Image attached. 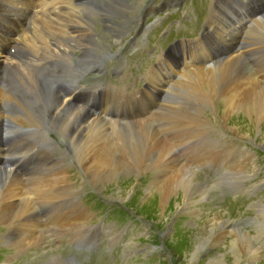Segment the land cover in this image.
I'll return each instance as SVG.
<instances>
[{
    "label": "rangeland",
    "instance_id": "rangeland-1",
    "mask_svg": "<svg viewBox=\"0 0 264 264\" xmlns=\"http://www.w3.org/2000/svg\"><path fill=\"white\" fill-rule=\"evenodd\" d=\"M38 1L39 0H28V2L24 0H6L5 3L0 2V22L6 17L14 16L17 13L18 15L19 13L21 14L18 8H20L23 13L28 12L23 16L17 15L19 19H15L18 21L12 28L15 31L13 36L18 37L21 31L27 26L28 14L34 12L33 7ZM104 1L106 0H92L90 3L83 4L90 5L91 2H94V5L91 4L94 6L91 11L94 9L92 13L97 12L98 15L95 16L96 20L92 18L93 20L91 23L88 17L84 20L87 26L94 27L92 29L93 33L90 32L92 36L89 38L78 37L79 39L73 40L64 33L62 34L59 32V30L53 29H49V31L44 34L42 33L44 32L43 28L40 27L37 29L39 33L34 34L33 38H41L44 34L43 36H48L47 38L53 42L52 44H54V46L57 45L60 46V49H64L66 53L63 52L60 59H57V61L65 60L58 65L60 67L58 72L61 69L69 70V74L64 77L50 74L47 72L50 69H45V67L54 65V63L57 62L56 60L52 62H39L33 50H30L23 42L19 43L22 49L20 50V67L24 66L30 71L35 70V75L34 78L29 79L26 75L23 76L18 74L19 76L17 75V78L19 80H21V78L24 79L26 91L28 94H32L35 97L37 104L40 103L41 105L37 97H39V85L41 83L40 79L42 78L53 83L54 87L61 84V88L60 85L55 88L61 97L65 92H71L73 88H75L77 80L80 79L83 80V82L79 89H85L92 85L96 87L97 82L94 81L95 76L89 75L86 79L87 75H83L79 70V67L88 64V62V69H103V66L98 67V64L101 57L105 56L103 54L104 51L99 54L98 46H94L96 43H100L103 47L105 46L103 50L105 49L106 53L109 54L104 62V69L106 70L105 78H108L107 82L111 87L103 86L102 88L96 89L98 92L94 96V100L98 103L95 104V111L92 107L93 103H91L90 106H86L76 99L73 105H79V107L82 106L86 111H91L89 113L90 115L96 114L95 116H98L100 113L99 117H101L102 120H113L114 118L117 121L121 120L123 123L118 122V124L126 125L127 127L132 126L130 129L133 131L138 127L135 126V124L142 122L141 117H134L144 114L143 104L145 107L151 106L156 100H164L167 99V97L168 102V100H171L173 97L171 94L173 89L177 92L175 104L177 107L180 103L184 105L183 100H187L189 103L191 101L195 103L194 96L197 93L192 92L189 93V95L186 94L187 96L184 95L185 98H182V100L181 94L178 96V92L182 90V88L174 86L175 83H181L179 81L180 73L186 72L184 68L188 65L187 62L189 59L184 58L187 56L194 57L195 63L199 62L205 56H209L210 58L201 66L211 63L216 59V62L213 63L215 64L213 66L214 68H211L227 71L230 77V79H228V84L232 87L235 86L234 82L237 83L239 81H245L244 86H246V84L247 86H251L250 84H252V81L256 80L258 85L264 89V30L260 25L259 29L256 28L258 34L256 33L254 36L243 38L246 30L245 27L249 24L252 25V20H249L252 15L248 16L250 14V9H253L255 6H263V0H242L243 2L241 1L239 4L243 7L247 6L245 10L243 7L235 8V0H175L172 3H170L169 0H145L143 3H139V0H129L128 9L121 8L119 5H114L118 8L116 9V7L114 8L113 6L111 12L114 13L110 16H107L104 9L103 13L98 11V3L102 4ZM229 3H231V5ZM4 4L7 5V7H2ZM14 5L18 6V8L15 6L14 9ZM74 5L75 12L73 13V17L75 19L73 18L71 20L68 16L63 17L66 20L75 22V24H82L80 20L83 18L84 14H80L78 9V5L82 4L79 2L77 4L76 0ZM118 11L122 14L118 13ZM260 11H264V7H262ZM89 16L91 17V15ZM104 18L107 20L106 23H102ZM221 18H223L224 21L221 20ZM56 19L55 17L52 18V20ZM262 21L264 23V19ZM19 23H21V25H19ZM104 26H107L112 31H116V36H112L110 32H107ZM73 27L76 29H83L78 26ZM31 28L33 29L32 26ZM86 30L89 29L86 28ZM68 31L72 34L75 33V30ZM230 33H232V36ZM53 38H55L56 41H53ZM189 38H192L193 41L200 39L198 42H204V49L196 51V47H193L195 44L189 41ZM179 39L180 41L178 43L173 44ZM13 41H15V38ZM37 41L38 39H35L32 42L36 43ZM57 41H61L62 44L57 43ZM0 42H10V39L3 40L0 37ZM109 44L112 46H109ZM250 45L254 46L249 48L246 47ZM8 46H11V44H6L5 51L3 55L0 56V62H2L6 56H9L7 50L9 49ZM67 46H69V48L65 49L64 47ZM249 49L254 50L253 54L249 52ZM39 54H42L46 59L52 58V54L48 53L46 50H43V52L39 51ZM229 54L233 57L243 54V61L231 65L226 61H222L225 56ZM213 56H215V58H213ZM160 58L168 62L165 66H162V69H168L169 65H172V67L176 66V68H181L183 65L184 71L179 72L176 68H172L174 71L163 77L160 88L158 89L156 88L157 82H150L148 75L153 68H160L159 66L157 67V64L161 60ZM74 65H76V67H74ZM190 65L192 68L201 67L194 65V63H190ZM234 65L237 66L235 67ZM9 69H12V67H9ZM8 71L10 72V70L5 72V77L7 79L4 85L9 83L10 89H6L4 86H2V89L8 97H11V94H13L19 86H17L15 79L12 77L13 75L11 76ZM161 72L162 71L159 73L163 74ZM191 72H193L191 69L187 71L190 82L191 79L196 77L192 76ZM246 75L248 78H246ZM146 93H148L149 96L146 95ZM71 97L73 96L69 98ZM64 98H67V96ZM70 101H72V98ZM14 102L16 103L17 101ZM167 102L165 100V102L163 101L161 104L166 105ZM9 105L13 106V103L9 102ZM223 105V100H220V106L217 104L219 110L213 112L209 109H205L204 120L206 119L213 122L212 124L209 122L210 125L206 124L205 121L204 124L199 123L202 126L204 125L203 127L201 126V128H199L200 125L196 127L193 124H189L188 122L192 121L191 119L188 122L181 118L175 119L176 116L181 115V112L170 116L167 120L168 123L163 124L159 129L157 124L154 126V130H156V133L162 140H165L167 143L169 142L168 144L171 146L174 155L179 159L180 163L195 167L194 170L200 180L204 182L207 181L214 186L215 192L208 193L210 199L207 202L197 200L195 203L189 202L187 206H185L183 202L182 209H178L177 204L180 205L177 198L178 192L167 197L161 192L165 191L160 188L161 184H156V180L152 176L153 173H151V171L142 173L143 175L141 178L132 176L133 180L129 179L128 181H124L123 186L125 190H123L122 194L117 193V191H121L122 189L120 187V180H116V183L111 185L104 181L100 189L97 190L99 192H96L95 187L90 184L89 179L86 180L83 171L79 166H76L77 163L70 156L69 159L64 158L66 163L64 167L69 168L70 183L78 187L81 192L76 200L84 207L83 209L85 211H82L84 214H80L83 216V219H81L83 223H85L84 227L88 229H82V231L85 232L81 237L74 236L76 232L68 230V233L63 235V239L58 241L59 245H57V239L54 237L48 239V242L44 246L37 249L31 247L30 250L27 251L28 253L26 252L22 255H19L12 247L0 246V264H60V262H63V258L74 259L78 262H83V264H236V258H234L230 252H225L230 249V247H224L233 240L230 237L217 238L214 240V244L210 245L208 248H203L202 252L197 254L198 246L202 243H199V245L197 244L202 235V232H197V227L202 223L200 228H204L205 231H208L212 226L217 227L218 224L222 223L221 218L216 217L215 219L212 217L214 215L213 213L216 211H223L226 215L223 214L225 222H232V224L236 226L240 225L242 226L241 228H243L244 231H248L249 234H254L253 228H258L257 225L252 228L250 224L251 220L258 217V211H264L263 136L260 134V130L255 132L249 128L251 119H245L247 123L246 126L245 121H236L234 119L235 115H233L231 119L233 122L228 121L226 125L231 126V124H233L234 126H232V128L234 129L242 127V130H244L246 128L245 131L240 129L241 131L239 133L246 135L245 137L247 138L236 137L233 133H230L225 129V124L221 122V117L219 116L222 110L223 112L227 111V107ZM192 106L187 105L185 110H182L187 117L191 115V112L194 117V113L202 108L203 105L193 104ZM30 107L35 108L36 106L22 105L21 108H15V113L21 118H26ZM105 109L109 110L110 113L112 111L115 117L109 116V119H107L106 117L108 114L104 112ZM162 115L165 116L166 113L164 112ZM46 120L44 126L38 127L39 131H36V129L32 128V124L27 118L24 122L20 123L22 125L20 131H33L34 134L25 139L32 147L36 145V142L40 140L39 136H41L43 138V144L40 146L43 147L45 153L47 152L48 155H52V159L56 165L59 164L63 166L64 161H61V159H63L61 157L62 150H60L62 148H57L58 145L55 143L57 138L50 133L52 129L49 128L50 120ZM9 123H12V121H9ZM257 127L260 126L257 124ZM123 135L122 133L119 134L117 139L121 141L124 140L125 142V136ZM196 137H198V139ZM248 139H253L254 142H252V140L248 141ZM135 142L137 141H132V143ZM1 146L0 150H2L1 152L3 154L0 156L3 158L0 157V159H2L0 167L19 174L23 177V184H29V177L27 179L25 175V168L27 166H36L38 161L36 162L35 159L42 156L43 149L41 150L39 147L36 148L34 152L27 154L25 161L22 162L16 155L21 151L18 145L15 146L10 142H4ZM246 154L253 157L252 164L245 163V168L248 169L247 174L249 173L251 176L244 182L245 189L236 192L233 190L231 191V186L237 183L234 174L239 169H243L242 165L244 158L242 157ZM199 157L202 158L199 160ZM7 158L9 160L6 162L5 160ZM30 158L32 160H30ZM72 164L74 167L71 166ZM46 165L48 164L44 166ZM40 166L41 162L35 167L32 174H34ZM234 167L235 169L232 171L231 169ZM149 174H151V178ZM46 176L48 180L49 174H46ZM31 178H34V176L32 175ZM39 184L43 189L46 188L45 184L40 182ZM30 194L29 196L32 202L34 204L37 203L33 194ZM150 199L151 201L148 204L147 200ZM51 203L50 201L49 204L51 205ZM36 208L38 212L37 215L44 220L42 223L43 227L46 225L45 221L54 220V216L49 215L52 210L48 209L46 205L44 207L40 203H37ZM125 209L129 212L125 213ZM130 213H134L132 214L133 217H131ZM248 218L250 220H247ZM261 218L262 221H264V215ZM200 220H202L201 223ZM76 222L77 221H75V223ZM95 227L97 228L94 229ZM8 231L9 229L7 227L0 228V234H3L2 236H7ZM219 232L220 230L217 231V234ZM208 237L209 235L206 236L207 244L209 243ZM251 239L252 243L259 251V254L254 256L256 258H253L254 262L252 263L264 264V238H254L251 236ZM84 241L89 244L93 242H99V244L96 249L87 251L77 250L75 244ZM240 244L241 243H239V245ZM217 253L224 254V259L221 260V257L216 259ZM238 253L237 251V254ZM44 254L46 256H44ZM240 260V264H250L252 261L246 259L245 256L242 255Z\"/></svg>",
    "mask_w": 264,
    "mask_h": 264
},
{
    "label": "bare ground",
    "instance_id": "bare-ground-1",
    "mask_svg": "<svg viewBox=\"0 0 264 264\" xmlns=\"http://www.w3.org/2000/svg\"><path fill=\"white\" fill-rule=\"evenodd\" d=\"M24 1L28 2V0H24ZM143 1L145 0H139V3L140 2L143 3ZM169 1L170 3H172L175 0H169ZM235 1H236V4H234L235 8L243 7L240 6L239 4L242 0H235ZM37 3H38L37 10L34 11L33 13L28 14L27 26L21 31L18 37L12 36L11 38L12 39L15 38V41L17 40L18 43L20 42L25 43L30 50L34 51L36 58L39 62H44V61L52 62L53 60L57 61V59H60L61 54L63 52L66 53L64 49H60V46L57 45L54 46V44H52L53 42L47 38L48 36L47 37L43 36L45 33L49 31V29L59 30V32H61L62 34L64 33L66 36H68L73 40L79 39L78 37L89 38L90 36H92L91 33H93L92 29L94 27L87 26L84 23V20H86L88 17L89 22L91 23L92 20L96 18L95 16H98L97 12L92 13L94 9L91 11V9L94 8L93 6L95 4L94 2H91V4L94 3L93 5L91 4L83 5L84 3H82V5H78L80 14L81 13L84 14L83 18L80 20V23L82 24H77V23L75 24V22L66 20L63 17V16H68L71 18V20L74 18L73 13L75 12L74 4L76 3V0H39ZM37 3L36 5H34L33 8L37 6ZM128 3L129 0H106L102 4L98 3L99 5L98 11L103 13V9H104L107 16H110L112 13H114L111 12L114 5H119L121 8L128 9ZM229 4L231 5V3ZM5 6L7 7V5L5 4L2 5V7ZM115 7L116 9L118 8L117 6H114V8ZM246 8L247 6L243 7L244 10ZM260 9L258 8V10L254 14L248 15V16L252 15L249 18V20H252V25L250 24L248 25L246 23L248 26L245 27L246 30L244 32L243 38L254 36L257 33L256 28L259 29L260 25L264 30V23L262 21L264 19V11H260ZM27 13L28 12H24V13L21 12V14L19 13L18 16H23L24 14ZM118 13L120 12L118 11ZM89 15H91V17ZM12 17L13 16H9L10 19H12ZM54 17L57 19L52 20V18ZM221 20H223V18H221ZM106 22L107 20L104 18L102 20V23H106ZM31 26L33 27V29L31 28ZM73 26L82 27L83 29H76ZM9 27L10 29H12L14 27V24L10 22ZM38 27L43 28L44 32H42V30L41 32L44 34L41 36V38H33L34 34L39 33V31L37 30ZM104 27L107 32H110L112 34V36H116L117 34L116 31L110 30L107 26ZM86 28L89 30H86ZM68 30L71 31L75 30V33L72 34ZM231 34L232 33H230V35ZM35 39H38V41L36 43L32 42ZM53 41H56V39L53 38ZM57 43L62 44L61 41H57ZM94 46H98L99 54H101L104 51L103 54L105 56L101 57L98 64V67H102L104 66V62L106 61L107 56L109 54L106 53L105 49L103 50L105 46L103 47L102 45H100V43H96L94 44ZM109 46L112 45L109 44ZM204 46L205 44L202 41L195 43V47L197 49L196 51L204 49ZM253 46L254 45H250L246 47L249 48ZM5 47L6 44L0 42V56L3 55L5 51ZM64 48L65 49L69 48V46ZM20 50L22 49L19 44L17 48L18 54L16 56H13L12 58H10V56L8 57L6 56L5 59L2 62H0V146L3 141L10 142L15 146L18 145L21 151L16 155L17 157H19V159H21L22 162H24L27 154L29 153L31 154V152H34V150L38 147L41 148V150L43 149V147L40 146L41 144H43V138L39 136L40 140L36 142V145L34 147H32L31 144L25 139H27V137L34 134L33 131L28 130L26 132H21L20 129L22 128V125L20 123L24 122L28 118L32 124L31 125L32 128L36 129V131H39L38 127H43L45 120L49 119L50 120L49 128H52L50 130V133L57 138V141L55 142L58 145L57 148L59 147L62 148L60 149L62 150L61 157L63 158L61 159V161H64V163L63 166L59 164L56 165L54 160L52 159V155L50 154L48 155L47 152L45 153V150L43 149L42 156L37 157L35 159L36 162L38 161L36 163V166H32V167L27 166L25 168L26 170L25 175L27 179L29 177V184L27 185L23 184L24 182L22 180L23 178L22 176L14 173L12 170L10 171L8 169H3L0 167V228L7 227L9 229L7 236H2L3 234L2 235L0 234V246L12 247L14 250L18 252L19 255L25 254L28 250H30L31 247L37 249L44 246L48 242V239L55 237L58 242L59 240L63 239V235L68 233V230L75 231L76 233L74 236L81 237L82 235H84L85 232L82 231V229L83 230L88 229L84 227L85 223H83L82 220L83 216L81 215L84 214L82 212L85 211L83 209L84 207L76 200L81 192L79 191L78 187L70 183L71 178L68 172L69 168L64 167V165L66 164L64 158L69 159V157L71 156V158L74 159V161L77 163L76 166H79V168L83 171L86 180L89 179L90 184L95 187L96 192H99L97 190L100 189L101 184L104 183V181L110 183L111 185L113 183H116V180H120L121 181L120 187L122 189L121 191H117V193L122 194L123 190H125V187L123 186L124 181H128L129 179L133 180L132 176L135 178H141V176L143 175L142 173L151 171V173H153L152 176L156 180V184L158 183L161 184L160 188L166 191V192L165 191H161V192H163L167 197H170L175 192H178L177 198L180 202V205L177 204V207L178 209H182L183 202L185 206H187L189 202L195 203L197 202V200H200L201 202L202 201L207 202L210 199L209 194L213 191L215 192V188L209 182L206 181L207 182L206 183L200 180V178L197 176L196 171L194 170L195 167L186 164L183 165L182 163H180L179 159L174 155L171 146L168 144L169 142L167 143L165 140L163 141L162 138L156 133V130H154V126L156 124L159 129L163 124L168 123L167 120L169 119L170 116L181 112V115L176 116L175 119L181 118L187 122L191 119L192 121L188 123L193 124L196 127L200 125L199 128H201L202 126L199 123L204 124L206 122V124L210 125L212 124L213 121H209L206 119L204 120L205 109H209L215 112L219 110L218 107L220 106V100L221 101L223 100V104H224L223 106L227 107L226 109L227 111L223 112V110L221 109L222 111L219 116L221 117V122H224L225 124V129H227L230 133H233L236 137L239 136L240 138L245 139L247 138L245 137L246 135L244 134L242 135L239 133L242 130V127L234 129L232 128V126H234L233 124H231V126H228L226 125V123L228 121H231L233 115H235L234 119L238 122L245 121L246 123L245 119L247 120L251 119L249 128L251 130H254L255 132H257V130L258 131L260 130V134L263 136V140H264V89L260 85H258V82L256 80L252 81V84H250L251 86H247V84L246 86H244L245 81H239L237 83L234 82L235 86L234 87L230 86L228 84L229 83L228 79H230V77L228 76V72L221 71V69H213L214 68L213 66L215 65L213 63L216 62L215 61L216 59L213 60V62L211 63L201 66L206 62L207 59L210 58L209 56H205L199 62L196 63H195V58L192 56H187L186 58H184V59H189L187 62L188 65L184 68L186 72L180 73L179 81L181 83L174 84L175 87L182 88V90L178 92V96L179 94H181V99L185 98L184 95L186 94L189 95V93L192 92L197 93L194 96L195 103L193 101L189 103V101L187 100L184 101L182 99L184 102V105L182 104L183 107L181 103L177 107L175 105L177 92L175 91V89L171 91L172 89L171 88L170 91L174 98L172 97V99L168 100V102H167L168 99L167 97V99L164 100L161 99L156 100L155 103L151 106L145 107V105L143 104L144 114L142 112L143 115L139 114L140 116L134 117V118L141 117L142 122L136 123L135 126L138 127L135 131H133L130 129V127L132 126L127 127L126 125L118 124V122L123 123V121L121 120L117 121L115 118L113 120H102L101 117H99L100 113L98 116H95L96 114L90 115L89 113L91 111L88 112L85 109H83L82 106L79 107V105L78 106L73 105V102L76 99H78L79 102L84 103L86 106L91 104L89 102V97L87 96L86 90L84 91L85 95L84 93L82 94L78 93L80 90H82L79 89V87L82 86V82H83V80L81 79L77 80V82L75 83V88H73L71 92L68 93L65 92V94L62 95V97L55 90L53 83L45 80L44 78L40 79L41 80V83L39 85L40 91L37 100L41 102V105L40 103L37 104L35 97L32 94H28V92L26 91L24 79L21 78L22 80L21 81L17 78L18 74L23 76L26 75L29 79L34 78L35 75V70L30 71L24 66L20 67V56H21V54H19L21 52ZM43 50H46L48 53L52 54V58L46 59L42 54H39V51L43 52ZM249 50H250L249 52L253 54L254 50L253 49H249ZM242 56L243 54L233 57L231 54H229L225 56V58L222 61H226L228 62L229 65H231L234 63L242 62L243 61ZM213 58H215V56H213ZM64 61L65 60L57 61L54 63V65L45 67V69L49 68L50 70L47 72L50 74L58 75L59 77H64L67 74H69V70L61 69L58 72V70L60 69L58 65L61 64L60 62H64ZM162 63L166 65V63L168 62H166L165 60ZM190 63H194V65L201 67L192 68ZM38 64L42 65L41 63ZM88 64H85L83 66L80 65L81 67H79L80 72H82V74L85 76L90 74L91 71L93 70V68L88 69ZM9 67H12L13 70L9 69ZM74 67H76V65H74ZM172 68H173L172 65H169L168 69L165 68V70L162 69V67L158 69L153 68L150 71V73L148 72L149 73L148 77L150 79V82H157L156 88L159 89L163 77L167 74H171L170 72L174 71V69L172 70ZM176 69L179 72L184 71L183 65L181 68H176ZM189 69L193 71L191 72L192 76H196L193 79H191L192 83L189 81V76H187V71ZM7 70H10V72L8 71L9 74L11 76L13 75L12 77L15 79L17 86H19L17 90L14 91L13 94H11V97H8V95L4 93L2 89V86H4V83L6 82L5 72ZM160 71H162L161 73L163 74H160L159 73ZM244 71L246 72L245 69ZM246 78H248V76ZM148 93H146V95H148ZM65 96H67V98H64ZM68 96L69 97L73 96L71 97L72 101H70L71 98H69ZM165 100L167 104L166 105L161 104V102L163 101L165 102ZM14 101L17 102L15 103ZM9 102H12L13 106H10ZM193 104H201L203 106L202 108L198 109L197 112L194 113L195 114L194 117L192 116L191 111H190L191 115L187 117L186 115H184L182 110H185V107L187 105L192 106ZM217 104H219V106H217ZM22 105L23 106L34 105L36 107L35 108L30 107L29 112L27 113L28 116H26V118H21L19 115L15 113V108H21ZM104 112L108 114L106 117L107 119H109V116L115 117V115L110 114V111L107 109H105ZM164 112L166 113L165 116L162 115V113ZM9 121L10 122L12 121V123H9ZM209 122L211 123L209 124ZM257 124L260 127H257ZM245 129L242 131H245ZM121 133L122 135L125 134L123 135L125 136L124 137L125 142L124 140L121 141L117 139L118 135ZM5 137L7 139H4ZM196 138L198 139V137ZM251 140L252 142H254L253 139H248V141ZM132 141H137V142L132 143ZM1 151L2 150H0V155L3 154ZM200 158L202 157H199V160ZM242 158H244V162L242 165L243 169H239V170L237 169L238 171L234 174V178L235 180H237V183H234L231 186V191L233 190L236 192L245 189L244 182H246L247 179L250 178L251 176L249 175V173L247 174L248 169L245 168L246 166L245 163L252 164L253 157H251L249 154H246ZM30 160L32 159L30 158ZM40 162H41V166L37 168V171L34 174H32L35 167H37V165ZM45 164L48 165L44 166ZM71 166H73V164ZM234 169L235 167L232 168L231 170L233 171ZM46 174H49L48 180ZM32 175L34 176V178H31ZM149 177L151 178V174H149ZM39 182L45 184L46 188L43 189L39 184ZM30 193L33 194V196L36 198L38 204L40 203L44 207L46 205L48 209L52 210L50 211L49 215L54 216V220L45 221L46 222L45 227H43L42 224L44 220L40 219L39 216L37 215L38 214L36 208L37 203L34 204L32 202L31 197L29 196ZM50 201L52 202L51 205L49 204ZM150 201L151 199L147 200L148 204ZM258 212H259L257 214L258 217L252 219L251 223L249 222L252 225V228L255 225H257L258 227V228H253L254 234L252 233L249 234L248 231H244V229L241 228L242 226L240 225L236 226L235 224H232V222H225L223 217V214L225 215V213L223 211H216L215 213H213L214 215L212 217L215 219L216 217L221 218L222 223L218 225L216 224L217 227L212 226V228L208 231L207 230L205 231L204 228H200V225L202 224L201 223L202 220H200L201 224H199V227H197V232L198 231L202 232V235L201 238L199 239L200 241L198 240L199 242L197 244L199 245V243L201 242L202 243L198 246L197 254L201 253L203 248H208L210 245L214 244L215 242L214 240H216L217 238L220 237L221 239L224 237L226 238L230 237L233 240H231V242L228 245L224 246L225 248L230 247V249L228 251L226 250L225 252H230L232 256L236 258V264L237 263L240 264L241 255L245 256V258L250 261L252 260L250 264H253L252 263L254 262L253 258H256L254 256L259 254V251L256 249V246H254V244L252 243L251 236L254 238H264V221H262L261 218L264 215V211H258ZM74 220L77 222L75 223ZM247 220L250 219L248 218ZM96 228L97 227H95L94 229ZM218 230H220V232L217 234ZM208 235H209L208 237L209 243L207 244L206 236ZM239 243L241 244L239 245ZM57 245H59V242L57 243ZM237 251L239 252L238 254ZM44 256L46 255L44 254ZM218 257H221L222 260L224 259V254L217 253L216 259ZM63 263L83 264V262H78L77 260L70 258H65V259L63 258V262H60V264Z\"/></svg>",
    "mask_w": 264,
    "mask_h": 264
}]
</instances>
